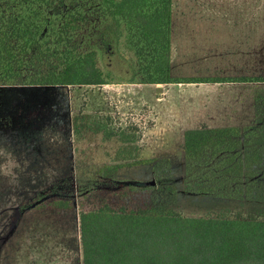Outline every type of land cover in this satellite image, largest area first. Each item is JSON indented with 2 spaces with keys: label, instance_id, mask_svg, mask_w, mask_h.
<instances>
[{
  "label": "trees",
  "instance_id": "16d2710c",
  "mask_svg": "<svg viewBox=\"0 0 264 264\" xmlns=\"http://www.w3.org/2000/svg\"><path fill=\"white\" fill-rule=\"evenodd\" d=\"M172 12L173 0H0V86L260 84L249 123L184 131L182 175L169 159H134L153 166L141 183L106 163L55 183L30 209L77 206L81 264H264V76H173ZM112 57L128 74L109 71ZM86 116L81 127L117 137L119 153L139 139L135 125ZM191 195L218 212L184 215L178 197Z\"/></svg>",
  "mask_w": 264,
  "mask_h": 264
},
{
  "label": "rangeland",
  "instance_id": "374dc122",
  "mask_svg": "<svg viewBox=\"0 0 264 264\" xmlns=\"http://www.w3.org/2000/svg\"><path fill=\"white\" fill-rule=\"evenodd\" d=\"M175 16L197 25L186 22L177 27L183 36L176 28L172 34L173 76H264V0H180ZM107 61L113 74H128L115 57ZM259 86L227 81L118 90L105 84L0 86V264H81L77 206L30 209L48 197L47 188L106 163L124 164L122 179L149 182L152 164H132L134 159H169L180 176L184 131L249 123ZM86 115L135 125L139 139L119 153L125 145L117 137L81 127ZM177 209L187 216L218 212L196 195L179 196Z\"/></svg>",
  "mask_w": 264,
  "mask_h": 264
},
{
  "label": "crops",
  "instance_id": "0c3cea01",
  "mask_svg": "<svg viewBox=\"0 0 264 264\" xmlns=\"http://www.w3.org/2000/svg\"><path fill=\"white\" fill-rule=\"evenodd\" d=\"M179 2H180V0H173V12H172V23H171V43L174 42L173 38H172V34H174L175 28H176V34L177 35L181 34V36H183V34H182L183 30H177V27H181L182 28V25H187L186 22H192V24H193L192 27L193 28L196 27V25H197V22H194L193 20H184V21H181V22H177V19H176V16H175V11H176V9H177V7L179 5ZM169 84H174V83H169ZM105 85L115 86V87H113V88H115L113 90H118L119 88H123V87H120V85H123L124 87H128V85L129 86H135V84H130V83H112V84H105ZM158 85H168V83L167 84H157L155 86H158Z\"/></svg>",
  "mask_w": 264,
  "mask_h": 264
},
{
  "label": "water",
  "instance_id": "95a60500",
  "mask_svg": "<svg viewBox=\"0 0 264 264\" xmlns=\"http://www.w3.org/2000/svg\"><path fill=\"white\" fill-rule=\"evenodd\" d=\"M161 90V88H159V91Z\"/></svg>",
  "mask_w": 264,
  "mask_h": 264
}]
</instances>
